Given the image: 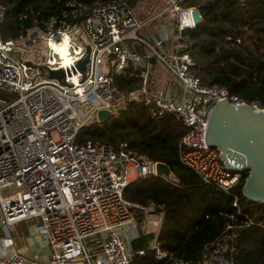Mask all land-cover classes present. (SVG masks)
I'll return each mask as SVG.
<instances>
[{
	"label": "built area",
	"instance_id": "2783aa9c",
	"mask_svg": "<svg viewBox=\"0 0 264 264\" xmlns=\"http://www.w3.org/2000/svg\"><path fill=\"white\" fill-rule=\"evenodd\" d=\"M132 1L69 0L59 15L17 38L4 40L0 30V91L13 96L0 100V231L37 220L47 247L45 260L15 250L0 256V264H134L146 255L131 244L140 235L157 236L164 213L127 200L125 191L135 180L158 176L159 163L138 156L127 142L79 143L83 128L104 122L101 111L113 119L137 102L155 120L174 116L188 129L179 146L181 164L226 193L240 182L242 175L225 167L207 135L215 105L247 103L224 87L203 85L194 73L185 32L198 26L195 9L182 6L184 0ZM5 11L0 5V25ZM168 17L176 18L174 36ZM152 26L157 32H149ZM88 54L81 72L77 65ZM28 62L64 70L65 84ZM155 64L164 71L163 87ZM118 77L139 84L122 93L114 85ZM156 239L150 249L164 259ZM226 250L218 246L199 264H234Z\"/></svg>",
	"mask_w": 264,
	"mask_h": 264
},
{
	"label": "trees",
	"instance_id": "16d2710c",
	"mask_svg": "<svg viewBox=\"0 0 264 264\" xmlns=\"http://www.w3.org/2000/svg\"><path fill=\"white\" fill-rule=\"evenodd\" d=\"M68 1L0 0L6 8L0 25L2 38H17L59 15ZM80 1L90 5V0ZM182 6L199 10L203 19L185 32L196 61L194 73L202 84L224 87L247 104L264 105V0H184ZM138 84L137 79L123 77L114 81L126 94ZM12 99L0 91V100ZM187 131L174 116L155 120L144 105L130 102L119 117L79 133V143L92 140L118 147L127 142L135 154L164 163L173 173L172 179L150 176L135 180L125 191L127 200L145 207L154 205L164 213L157 236L140 235L132 242L134 252L146 251L145 256L134 258V264H199L218 246L227 249L225 254L234 264H264V205L244 197L248 174L229 193L204 184L179 160L180 142ZM155 238L166 254L164 259L150 249Z\"/></svg>",
	"mask_w": 264,
	"mask_h": 264
},
{
	"label": "water",
	"instance_id": "95a60500",
	"mask_svg": "<svg viewBox=\"0 0 264 264\" xmlns=\"http://www.w3.org/2000/svg\"><path fill=\"white\" fill-rule=\"evenodd\" d=\"M197 25L202 23L199 10H194ZM90 54V49H88ZM89 54L79 62L78 69L85 72L90 61ZM32 69L47 70L50 79L65 84L64 70H50L38 67L32 62L26 63ZM129 99L128 96L125 97ZM101 121L111 120L109 112H99ZM207 142L210 147L222 154L225 167L238 174H248L243 193L251 203L264 205V111H257L253 105H234L223 101L214 106L211 112ZM157 175L173 178L170 167L164 163L157 166Z\"/></svg>",
	"mask_w": 264,
	"mask_h": 264
},
{
	"label": "crops",
	"instance_id": "0c3cea01",
	"mask_svg": "<svg viewBox=\"0 0 264 264\" xmlns=\"http://www.w3.org/2000/svg\"><path fill=\"white\" fill-rule=\"evenodd\" d=\"M154 71L156 74L157 84L161 86L162 83L161 87H163L165 83V74L163 69L155 64ZM20 224L21 223L10 230L0 231V256L7 257L15 250H28V252L34 257L45 260L47 255V247L44 240L39 235L38 224L30 225L27 231L23 234L16 231L17 226H19Z\"/></svg>",
	"mask_w": 264,
	"mask_h": 264
},
{
	"label": "rangeland",
	"instance_id": "374dc122",
	"mask_svg": "<svg viewBox=\"0 0 264 264\" xmlns=\"http://www.w3.org/2000/svg\"><path fill=\"white\" fill-rule=\"evenodd\" d=\"M169 20V26H168V33L170 36H174L176 33V18L175 17H168ZM153 29L149 30V32H157V27L152 26ZM144 36H146V33L144 34ZM29 59L33 60V61H37L38 60V56L37 55H30ZM130 176L131 178L134 176V170L130 169ZM35 224L38 226L40 225V222L37 220H33V221H25L23 223H21L19 226H17V230L19 233H25L27 231V229L29 228L30 225ZM17 232V233H18Z\"/></svg>",
	"mask_w": 264,
	"mask_h": 264
},
{
	"label": "bare ground",
	"instance_id": "6f19581e",
	"mask_svg": "<svg viewBox=\"0 0 264 264\" xmlns=\"http://www.w3.org/2000/svg\"><path fill=\"white\" fill-rule=\"evenodd\" d=\"M63 57H65V54L62 55ZM79 64V63H78ZM77 69H78V65H77ZM79 70V69H78ZM80 71V70H79Z\"/></svg>",
	"mask_w": 264,
	"mask_h": 264
}]
</instances>
